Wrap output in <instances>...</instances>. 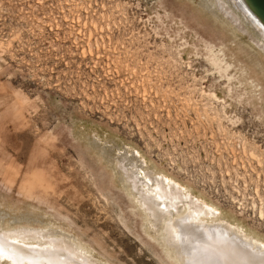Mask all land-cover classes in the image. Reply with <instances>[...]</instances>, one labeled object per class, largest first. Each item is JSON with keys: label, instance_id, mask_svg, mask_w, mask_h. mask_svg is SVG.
<instances>
[{"label": "rangeland", "instance_id": "rangeland-1", "mask_svg": "<svg viewBox=\"0 0 264 264\" xmlns=\"http://www.w3.org/2000/svg\"><path fill=\"white\" fill-rule=\"evenodd\" d=\"M237 2L0 0V235L183 264L140 198L161 175L264 238V30Z\"/></svg>", "mask_w": 264, "mask_h": 264}, {"label": "bare ground", "instance_id": "bare-ground-1", "mask_svg": "<svg viewBox=\"0 0 264 264\" xmlns=\"http://www.w3.org/2000/svg\"><path fill=\"white\" fill-rule=\"evenodd\" d=\"M237 1L239 8L264 30V21L250 2ZM205 55L210 63L212 62L225 74L232 65L226 60L222 45L206 44ZM232 89L234 90L233 87ZM157 178L161 181L156 179L154 187L152 186L154 189H149L157 201L152 204L149 197L143 194H140V198L144 208L153 213L150 212L154 216L153 219H163L164 239L173 246L175 257L177 256L180 262L183 264H227L226 261H228V264H264V238L260 234L250 228L243 229L241 220L224 213L216 204L213 205L191 195L188 189L179 188L168 176L160 175ZM154 206L157 208L156 211ZM41 234L37 230L27 229L24 232H4L0 235V257L13 264L75 263L77 253L74 249L68 248L70 246L67 247V244H65L67 248H61L62 245L58 247L59 244L53 243L54 246H41L43 249L39 246L36 249L32 247L21 249L20 245L14 243L19 239L22 241L24 237L28 240L39 238L42 237L43 234ZM48 240L56 241L54 238ZM25 245L32 246L33 243L29 241Z\"/></svg>", "mask_w": 264, "mask_h": 264}, {"label": "water", "instance_id": "water-1", "mask_svg": "<svg viewBox=\"0 0 264 264\" xmlns=\"http://www.w3.org/2000/svg\"><path fill=\"white\" fill-rule=\"evenodd\" d=\"M264 21V0H248Z\"/></svg>", "mask_w": 264, "mask_h": 264}]
</instances>
